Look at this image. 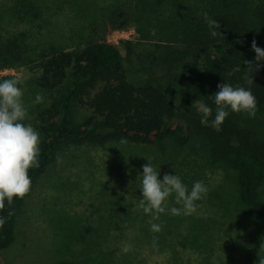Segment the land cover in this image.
I'll use <instances>...</instances> for the list:
<instances>
[{"label": "rangeland", "instance_id": "rangeland-1", "mask_svg": "<svg viewBox=\"0 0 264 264\" xmlns=\"http://www.w3.org/2000/svg\"><path fill=\"white\" fill-rule=\"evenodd\" d=\"M134 6L132 0H0V47L19 45L32 59L53 47L73 48L91 35L96 19L119 8L123 23L106 29V39L124 58L128 79L160 85L181 111L200 119L199 103H213L215 92L201 89L195 99L182 75L152 61L155 45L161 42L143 39L140 31L143 23L152 27L158 20L144 8L134 11ZM35 77L36 70L26 65L0 69V78L22 81L25 123L30 125L32 112L41 104L34 102L37 93L44 102L48 98L36 87ZM208 105L215 113V106ZM88 116L87 110L76 114L78 122ZM167 145L165 155L153 146L114 140L63 149L25 197L16 215L14 243L2 254V263L261 264L264 220L242 202L237 170L226 165L202 135L190 134L182 149L170 141ZM148 163L160 171L161 180L165 174H176L189 190L203 181L208 192L196 201L194 213L166 211L151 221L139 203L140 175ZM258 190L264 200V185ZM167 207L182 206L173 194ZM153 222L161 225L160 232L151 231ZM126 246L130 250L125 253Z\"/></svg>", "mask_w": 264, "mask_h": 264}, {"label": "trees", "instance_id": "trees-1", "mask_svg": "<svg viewBox=\"0 0 264 264\" xmlns=\"http://www.w3.org/2000/svg\"><path fill=\"white\" fill-rule=\"evenodd\" d=\"M132 1L134 11L144 8L158 20L152 27L143 23L140 31L143 39L161 42L155 45L153 62L182 75L195 99L201 89L216 93L217 85L224 82L250 88L257 101L255 118L231 113L219 130L202 126L193 112L181 111L160 85L131 82L120 51L106 39L107 31L123 23V11L114 8L107 17L96 19L91 35L73 48L53 47L32 59L19 45L0 47V69L29 66L36 70V87L48 93L46 102L32 112L31 125L40 133L41 143L39 167L29 170L31 190L65 148L103 146L114 140L153 146L165 155L169 141L182 149L189 144L190 134H196L237 170L242 202L264 220V200L258 196L264 185V61L257 62L251 48L255 40L264 49V0ZM204 13L220 23L216 31L221 35H210ZM237 67L240 71H234ZM80 110L89 112L82 122L76 118ZM25 197L11 205L5 201L0 209V216L6 218L0 227V264L2 254L14 243L16 215Z\"/></svg>", "mask_w": 264, "mask_h": 264}, {"label": "clouds", "instance_id": "clouds-1", "mask_svg": "<svg viewBox=\"0 0 264 264\" xmlns=\"http://www.w3.org/2000/svg\"><path fill=\"white\" fill-rule=\"evenodd\" d=\"M204 20L212 37L221 35L216 31L220 29L218 21L211 19L207 13H204ZM251 48L256 54V61H264V49L258 47L255 40ZM234 71H240V68ZM248 82L253 83L251 78ZM21 83L18 78H0V209L4 207L5 201L11 205L14 199H23L30 192L32 181L29 170L39 167L40 133L32 125L23 123L28 113L22 100ZM217 88L218 91L211 96L215 105L214 118L213 108L208 104L201 102L197 108L202 126L219 130L231 113H243L249 118H255L257 101L250 88L225 82L218 84ZM34 102L43 103L44 97L37 93ZM140 177L142 199L139 203L144 213L151 216V221H158L166 211L173 215H191L196 211V201L208 192L203 181H196L189 190L176 174H165L161 180L160 171L150 163L143 166ZM173 194L175 203L182 207H167V201ZM5 223L6 218L0 216V227ZM151 231L160 232L161 225L151 223ZM129 250L127 246L123 248L125 253Z\"/></svg>", "mask_w": 264, "mask_h": 264}]
</instances>
